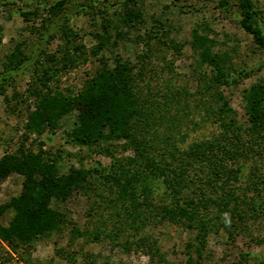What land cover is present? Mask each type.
<instances>
[{"label": "trees", "instance_id": "16d2710c", "mask_svg": "<svg viewBox=\"0 0 264 264\" xmlns=\"http://www.w3.org/2000/svg\"><path fill=\"white\" fill-rule=\"evenodd\" d=\"M67 1H56L48 11L53 16L59 15ZM143 1L122 0L114 13L118 22L115 28H119L114 39L104 35L109 34L104 27V34L94 35L97 43L90 50L92 55H99L126 40L140 45L142 53L136 54L135 62L118 54L112 65L101 59L102 67L86 79L82 89L73 96L54 91L51 84L58 73L76 61L70 51L83 55L85 46L75 43L77 33L66 26L61 28L63 45L57 49L59 55L54 52L36 55L35 77L26 91L34 109L28 106L23 124V141L26 142L30 134L54 131L63 115L75 111L76 122L67 135L68 142L92 148L105 142L123 141V149L132 151V156L116 159L100 172L97 168L72 167L59 174L54 161L45 159L40 150L33 152L23 143L14 152L4 154L0 157V181L11 173L22 175L24 180L20 194L0 205V215L7 209L13 210L8 225H0L1 241L13 246L28 244L40 235L56 230L62 217L50 206L51 201L64 202L75 191L87 193L96 172L107 190L102 198L110 203L101 208L103 214L126 224L135 233L148 224L182 225L194 232L188 247L189 250L193 248L198 257L203 255L210 232L217 233L227 226L232 228L234 223L243 220L238 209L242 201L237 193L242 190L245 178L257 176L255 166L247 172L245 164L264 160V79L243 89L244 120L240 121L229 98L218 88L231 86L232 82L241 81L248 75L232 69L228 63L230 54L217 47L206 23H198L191 30L189 45L197 56L198 67H208L207 77H199L210 98L209 104L203 105L205 113L202 117L207 115L212 119L217 131L183 146V133L177 125L180 119L174 111L179 104L178 98L160 92L148 76L152 73V69L148 71V65L152 64L155 44L165 45V39L173 46L177 42L168 39L172 27L167 17H153L152 26L143 29L146 24ZM173 1L178 13L190 12L178 5L179 0ZM228 4L229 0H218L219 8L223 10ZM86 6L90 7L89 4ZM236 8L240 28L264 55L262 10L253 0H237ZM27 14L21 16L26 18ZM6 59L5 69L20 66L24 59L20 44ZM231 70L236 72L233 76ZM170 85L169 79L162 81V86ZM246 191L247 188H243V192ZM89 210L96 209L91 204ZM145 240L141 239V244H145ZM189 252L187 262H191Z\"/></svg>", "mask_w": 264, "mask_h": 264}, {"label": "rangeland", "instance_id": "374dc122", "mask_svg": "<svg viewBox=\"0 0 264 264\" xmlns=\"http://www.w3.org/2000/svg\"><path fill=\"white\" fill-rule=\"evenodd\" d=\"M56 1L0 0V157L14 152L23 143L33 152L40 150L45 159L54 161L59 174L72 167L97 168L100 172L116 159L132 156V151L123 149V141L105 142L92 148L68 142L67 135L76 122L75 111L63 115L54 131L30 134L26 142L23 141L28 106L34 109L26 91L35 77L36 55L42 52L59 55L57 49L63 45V26L77 33L75 43L85 46V54L70 51L76 61L58 73L51 84L54 91L73 96L82 89L86 79L102 67L101 59L112 65L118 54L135 62L136 54L142 53L141 46L123 40L117 48L106 49L99 55L90 53L97 43L94 35L104 34V27L109 32L104 35H109L111 40L119 31L115 28L118 22L114 13L122 0H94L91 3L68 0L62 12L53 16L48 9ZM179 1L178 5L189 13H178L173 0H144L146 24L143 29L152 26L153 17L169 18L172 28L168 39L177 44L173 46L167 39L165 45L155 44L152 64L148 65V71L152 69V73L148 76L160 92L177 96L179 104L174 111L180 119L177 125L183 133L182 145L187 146L217 131L212 119L207 115L202 117L205 113L203 105L210 98L199 77H207L208 67H198L197 56L189 45L191 30L198 23H206L217 47L230 54L228 63L232 69L247 73L243 80L218 88L229 98L240 121L244 120L242 91L256 80L264 79V55L238 24L237 0H229L225 10L219 8L218 0ZM253 1L264 14V0ZM22 13H28L26 18L21 16ZM262 29L264 31V22ZM17 44L24 52L23 62L16 69H5L6 56ZM165 79L171 81L167 88L162 86ZM254 162L256 164H245V169L248 172L254 165L258 177L245 178L242 190L237 193L242 201L238 209L243 220L234 223L232 228L227 226L217 233L210 232L201 257L193 248L189 250L188 243L192 242L194 232L182 225L148 224L135 233L126 224L103 214L101 208L110 203L102 198L107 190L96 172L87 193L75 191L64 202L51 201L50 206L62 217L56 230L40 235L28 244L13 246L0 240V264H264V160ZM23 180L22 175L11 173L0 181V205L20 194ZM243 188L247 191L243 192ZM91 204L96 209L93 212L89 210ZM12 216V209L4 211L0 215V225L7 226ZM143 238L145 244H141ZM188 251L192 255L191 262H187Z\"/></svg>", "mask_w": 264, "mask_h": 264}]
</instances>
